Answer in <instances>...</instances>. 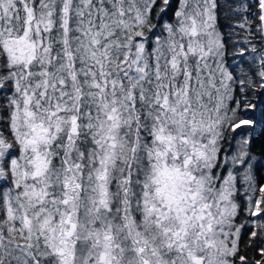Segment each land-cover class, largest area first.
Returning a JSON list of instances; mask_svg holds the SVG:
<instances>
[{"label":"snow or ice","instance_id":"1","mask_svg":"<svg viewBox=\"0 0 264 264\" xmlns=\"http://www.w3.org/2000/svg\"><path fill=\"white\" fill-rule=\"evenodd\" d=\"M264 0H0V264H264Z\"/></svg>","mask_w":264,"mask_h":264},{"label":"trees","instance_id":"2","mask_svg":"<svg viewBox=\"0 0 264 264\" xmlns=\"http://www.w3.org/2000/svg\"><path fill=\"white\" fill-rule=\"evenodd\" d=\"M252 117L256 121L254 137V150L259 151L264 145V97L257 102V108L252 112Z\"/></svg>","mask_w":264,"mask_h":264}]
</instances>
